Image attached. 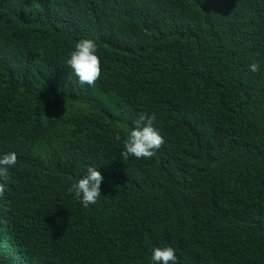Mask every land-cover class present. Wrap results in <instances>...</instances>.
Wrapping results in <instances>:
<instances>
[{"label": "trees", "instance_id": "obj_1", "mask_svg": "<svg viewBox=\"0 0 264 264\" xmlns=\"http://www.w3.org/2000/svg\"><path fill=\"white\" fill-rule=\"evenodd\" d=\"M83 38L94 86L66 65ZM142 113L164 144L123 161ZM11 151L0 264H153L164 246L177 264H264V0H0ZM90 165L104 180L84 208L69 187Z\"/></svg>", "mask_w": 264, "mask_h": 264}, {"label": "clouds", "instance_id": "obj_2", "mask_svg": "<svg viewBox=\"0 0 264 264\" xmlns=\"http://www.w3.org/2000/svg\"><path fill=\"white\" fill-rule=\"evenodd\" d=\"M98 45L93 39H80L71 51L66 65L71 68L79 83L83 86H94L101 76V59L97 54ZM252 72L260 71V64L254 61L249 65ZM156 120L155 113H142L134 121L135 127L127 132L123 141L124 150L121 152L123 161L130 156L136 159H151L156 155L158 149L164 144V137L153 126ZM116 140H120V133L117 132ZM18 157L15 151L8 152L0 157V197H3L6 189L9 168L15 166ZM104 180L103 175L95 166H88L86 173L74 180L69 192L75 194L80 199L82 206L88 208L97 203L101 196V184ZM153 264H177L176 251L172 246L155 247L151 257Z\"/></svg>", "mask_w": 264, "mask_h": 264}]
</instances>
